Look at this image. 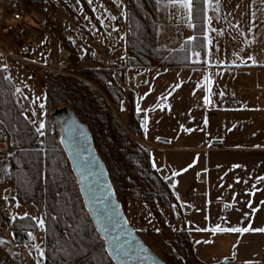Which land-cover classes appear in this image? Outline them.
Listing matches in <instances>:
<instances>
[{
	"label": "crops",
	"instance_id": "1",
	"mask_svg": "<svg viewBox=\"0 0 264 264\" xmlns=\"http://www.w3.org/2000/svg\"><path fill=\"white\" fill-rule=\"evenodd\" d=\"M249 1L253 8L248 9L247 0L206 3L205 50L190 55L192 62L207 65L202 69L129 70L123 67L125 45L115 54L111 46L95 41L87 58L80 56L91 67L117 64L123 70L125 106L132 98L136 110L144 113L142 144L160 154L150 155L151 165L164 179H173L179 208L172 211V229L189 233L197 258L205 264H264V231H256L264 229V90L258 87L264 78V53L253 36L262 9L257 6L261 0ZM161 6H166L165 16ZM123 16L117 19L126 36ZM158 16L160 46L178 49L193 37L184 9L161 1ZM27 23L0 18V28L12 32L17 49L32 29ZM165 25L168 35L162 38ZM35 41L40 47L35 61L43 64L45 33L37 32ZM180 77H190L191 87L183 89L186 80ZM141 88L146 93H139ZM188 129L190 138L181 133ZM5 152L0 143V264H40L43 234L35 235L34 247L25 248L14 242L9 229L14 217L24 215L12 201ZM217 227L251 230L210 231Z\"/></svg>",
	"mask_w": 264,
	"mask_h": 264
},
{
	"label": "trees",
	"instance_id": "2",
	"mask_svg": "<svg viewBox=\"0 0 264 264\" xmlns=\"http://www.w3.org/2000/svg\"><path fill=\"white\" fill-rule=\"evenodd\" d=\"M80 1L86 12L93 13L86 0ZM105 1L114 5L113 0ZM121 1L127 55L123 67L135 71L207 67L203 61L190 59L192 52L205 50L204 0L194 4L193 37L174 50L157 43V0ZM22 3L40 10L50 4L49 0H22ZM70 33L64 32L59 44L69 50L71 65L67 71L77 77L44 70L47 99L54 98L61 103L55 112L67 109L87 127L122 211L129 201L145 204L151 211L162 228L159 234L161 250L156 252L145 242L149 249L166 264H205L197 258L188 232L169 231L161 221L160 208L172 214L179 205L171 188L173 179H164L153 168L149 149L141 143L144 113L136 110L131 98L125 125L114 115L126 112L123 109L125 91L115 78V73L123 70L117 64L95 68L82 62L73 41L66 37ZM48 45L50 43H46L47 49ZM89 54L88 48L84 58ZM52 61L45 58L47 64ZM51 114L38 132L16 101L14 85L6 69L0 67V143L5 144L8 152L6 165L14 190L12 201L20 205L34 204L44 221L41 228L29 215L14 217L10 225L13 240L18 246L31 248L35 245L32 235L42 231L44 255L40 264H114L84 208L76 178L61 145L60 131Z\"/></svg>",
	"mask_w": 264,
	"mask_h": 264
},
{
	"label": "rangeland",
	"instance_id": "3",
	"mask_svg": "<svg viewBox=\"0 0 264 264\" xmlns=\"http://www.w3.org/2000/svg\"><path fill=\"white\" fill-rule=\"evenodd\" d=\"M86 1L90 4V8L92 9L91 11L93 13L91 14L84 10L80 0H49L50 4L45 6L42 10L34 5H25L23 21H27V24L30 25L32 29H30L31 31H29V33L27 32L24 35L25 41L21 42L20 46L22 47L20 49H17L15 46L12 32L9 29L4 32V29L0 28V51L7 53V57L0 56L2 66L6 69L7 76L14 85L16 101L24 110V115L27 113L28 118L25 117L27 120L30 119L29 121L33 122L37 128H39L41 124H44L45 120H50V114L61 107V103L57 99H47L44 70L63 74L67 77H77L67 71L68 67L71 65L69 50L61 48L59 44V40H61V36L64 32L71 31L66 37L73 41L74 48L81 57L86 53V50L91 47L90 45L96 44L95 42L102 47L111 46L115 50V54L118 52L121 54V50H124L125 32L117 19L120 14L124 13L122 1L113 0V6H110L105 0ZM246 4L248 9L252 7V2L249 0H247ZM257 6L260 10L262 9V15L258 17V27L253 36L254 40L258 42V45L261 46L260 49L264 53V0L258 1ZM160 14L165 16L166 6H161ZM0 18L11 20L9 16H0ZM37 32H44L47 43H50L48 49L45 45V58L49 61L54 60L51 64H41L40 61H38L41 64L40 65L35 61L36 56L40 53V47L36 45L35 41ZM90 34L92 36H90ZM161 34L162 38L168 35L166 25L161 30ZM8 54L17 58V60L7 59L10 57ZM61 58L66 59L67 62L60 63ZM194 60H200V56L194 57ZM34 63L37 64L35 65ZM78 66L79 65H77V67ZM115 78L125 91V81L122 80L120 72L119 76H115ZM180 79L186 80L183 89L191 87L190 77H180ZM258 87L264 90V78L258 83ZM17 89H19V91H17ZM146 91L145 88L138 90L139 93H146ZM128 105L125 106V103L123 105V109L126 111L124 114H114L119 120L118 122L122 125H125L127 120ZM181 133L183 136L191 137V129ZM192 134L195 135V133ZM142 142L143 141H141V143ZM7 153L6 150L5 154ZM150 155L156 157L160 154L156 151L150 150ZM16 204H18L19 212L24 216L29 215L33 217L36 222L42 220L41 215L34 204ZM123 211L128 223L133 227L139 237L153 250L159 252L161 250V246L159 245V234L161 233L162 228L158 225L148 207L145 204L129 201L126 206L123 207ZM160 211L161 221L165 224L166 228L169 229V231H177L172 229L174 226L171 221L172 214L162 208H160ZM170 226L171 228H169ZM39 232L43 234L42 231H38L32 235L35 245V235ZM41 248H43V245Z\"/></svg>",
	"mask_w": 264,
	"mask_h": 264
},
{
	"label": "water",
	"instance_id": "4",
	"mask_svg": "<svg viewBox=\"0 0 264 264\" xmlns=\"http://www.w3.org/2000/svg\"><path fill=\"white\" fill-rule=\"evenodd\" d=\"M76 178L84 208L114 264H166L128 223L90 132L71 111L51 114ZM159 142H166L159 140Z\"/></svg>",
	"mask_w": 264,
	"mask_h": 264
},
{
	"label": "snow or ice",
	"instance_id": "5",
	"mask_svg": "<svg viewBox=\"0 0 264 264\" xmlns=\"http://www.w3.org/2000/svg\"><path fill=\"white\" fill-rule=\"evenodd\" d=\"M160 2H161V0H157V3H160ZM196 2H197V0H168L169 4L178 6V7H180V8L185 10L186 13H187V17H188L189 21H191V19H192V14H193V11H194V4ZM204 2L205 3H212V0H204ZM17 91H19V89H17ZM43 127H44V125L41 124L40 128H38L37 131L40 132L41 129H43ZM41 134H42V132H41ZM38 224H39V227L43 228L44 221L40 220L38 222ZM250 230H251L250 228L221 229V228L217 227V228L211 229L210 231L213 232V233H215V232H224V231L235 232V233H243V232H248ZM256 231H264V229H257ZM29 235L31 236V233ZM0 243H3V241H0ZM37 251H39V249H37ZM43 255H44L43 252H40L41 258H43Z\"/></svg>",
	"mask_w": 264,
	"mask_h": 264
},
{
	"label": "built area",
	"instance_id": "6",
	"mask_svg": "<svg viewBox=\"0 0 264 264\" xmlns=\"http://www.w3.org/2000/svg\"><path fill=\"white\" fill-rule=\"evenodd\" d=\"M24 4L22 0H0V16L5 17L9 16L11 20L20 22L23 21L24 13ZM0 56L7 57L6 54L0 52ZM67 62L66 59H62L60 63ZM68 64V63H67ZM2 65L0 64V67ZM67 67V66H64ZM115 76H119V73H116Z\"/></svg>",
	"mask_w": 264,
	"mask_h": 264
}]
</instances>
